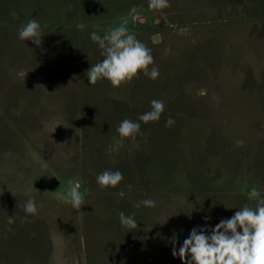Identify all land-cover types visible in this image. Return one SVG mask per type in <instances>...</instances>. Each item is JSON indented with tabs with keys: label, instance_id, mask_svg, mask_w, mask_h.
<instances>
[{
	"label": "rangeland",
	"instance_id": "rangeland-1",
	"mask_svg": "<svg viewBox=\"0 0 264 264\" xmlns=\"http://www.w3.org/2000/svg\"><path fill=\"white\" fill-rule=\"evenodd\" d=\"M235 1L249 2L169 0L171 7L154 12L148 0H0V157L24 167L19 180L22 175L44 179L37 192L0 191V264H47L51 254L68 258L67 264H114L121 211L137 220L134 233L143 243L138 250L142 260L162 264L148 208L135 207L147 199L148 191L180 194L171 198V206L201 211L191 217L209 223V228L245 204L255 207V198L249 199L252 190L264 196V0L239 9L209 8L211 3ZM33 18L41 25L39 46L18 39V29ZM124 21L151 50L159 78L153 81L141 73L119 88L104 86L110 84L107 80L89 84L87 70L103 59L89 34L97 30L103 35ZM166 49H170L167 54ZM49 81H70L60 94L70 97L68 116L74 132L78 126L92 130L110 125L109 106L104 103L109 95L134 99L133 121L150 111L146 107L151 97L163 98L166 106L158 122H140L141 129L163 128L162 134L154 129L158 145L151 154L154 170L148 182H139L134 164L133 177L139 181L102 190L90 152L72 146L67 171L82 179L86 197L80 210L70 202L63 209L64 221L70 219L64 249L55 239L58 230L52 232L62 229L53 222L62 213L53 194L67 193V185L52 183L53 176L59 175L53 157L32 147V136L24 132L40 129L47 121L46 105L37 110L43 86L38 83ZM169 117L174 125L166 127ZM90 133L88 142H94ZM69 137L78 142L77 133ZM6 146L10 153L2 157L9 151ZM8 173L5 181L14 177ZM30 197L43 205L35 216L23 209ZM124 230L128 236L130 229ZM51 238L58 246L53 253ZM184 239L178 236V248Z\"/></svg>",
	"mask_w": 264,
	"mask_h": 264
},
{
	"label": "crops",
	"instance_id": "crops-1",
	"mask_svg": "<svg viewBox=\"0 0 264 264\" xmlns=\"http://www.w3.org/2000/svg\"><path fill=\"white\" fill-rule=\"evenodd\" d=\"M261 1V0H260ZM257 6V0H249V2H243V1H235L232 3H229V5L224 4H218V3H211L209 6L210 9H225L229 6H232L233 8L238 9L240 7H250V6ZM260 5V3H259ZM262 9H264V4L262 3ZM187 10V9H186ZM255 16L256 15L255 13ZM226 20V19H225ZM75 41L79 44V38L75 39ZM25 42V41H24ZM73 81V80H71ZM67 85H66V84ZM70 81L69 82H39L38 84L42 86L41 90V96L39 98V105L37 104V110L40 108H44L46 105V110H48L49 113L46 114L47 121L44 122V127L40 129H34L31 131H24L27 132L30 137L29 144L34 147L38 148L40 147L43 150H46V152H49L48 155L53 157V160L51 159L52 163H54L55 169L58 171L57 173L59 175L53 176V179L51 180L53 184L55 183H61L65 182L67 185V193H54L53 196L56 198V206L62 209V213L60 212V217L57 215V220L54 219V223L58 224V226H61L62 229H53L58 230L57 232V238H55L57 241L62 243V248H66L64 243H68L66 240V234L69 232L68 223L70 222V219H67L64 221V215H63V209L64 207H67V203L69 202L67 198V194L71 188L72 181L79 180L80 184L81 178L77 174H70L67 171V168H69L72 163L70 164V161H72L70 150L72 146L74 145L78 147V150H86L87 152H93L97 151L98 155L96 153H89L88 157L91 159V161H94L96 165L93 164L96 170L99 171V173H102L105 170L109 171H120L123 176L124 180L122 183H128V182H148L151 180V177H153V163L151 162V154L158 144H156V138L155 136V130L159 131L160 134H162V129L159 126H156L150 130V127L141 129V132L143 135L137 134L135 139L132 138H121L119 134L117 133L116 129L119 126L120 122L124 119H130V110L131 108H134V99L132 97H112V95H109L111 97H105L104 103H106L109 106L108 109V120L110 121V125L105 124V127L102 125L100 126V129L94 128L89 130L90 127H85L84 129L76 127L78 130L74 132L75 127L72 125V122L68 116V107L71 103L70 97L64 98L61 96L60 91H64L65 87H70ZM69 84V85H68ZM104 86L109 87L111 84L105 83ZM53 96V97H52ZM153 99L162 100L163 98L159 96L151 97V99L147 100V103L150 104V102ZM77 104V103H76ZM147 110H151V105L146 107ZM52 112V113H51ZM51 113V114H50ZM0 116H2V111L0 112ZM3 117V116H2ZM3 123V120L0 119V125ZM72 127H71V126ZM155 129V130H154ZM94 131L96 133H94ZM90 132H93L94 135V142H88L87 135L91 134ZM78 134V142H74L73 139L69 137V135L72 134ZM1 134V133H0ZM80 136V138H79ZM91 136V135H88ZM72 137V136H71ZM105 141L107 142V145L105 144ZM10 146H6L9 150ZM13 147V146H12ZM111 149H115L114 151ZM74 150V149H73ZM209 151V149L206 150V152ZM6 152V153H5ZM111 152V153H110ZM135 152L138 153L135 155ZM9 151H4L1 153L2 157L9 155ZM208 153V152H207ZM27 158L25 159L26 162H29L30 153H26ZM108 157L109 163L105 162L104 158ZM96 158L100 159V161L96 162ZM97 159V160H98ZM7 159L3 160L0 157V191H20V190H27L24 193L27 192H37L39 190L38 184L44 182V179H38L36 176L35 178L38 180H34L33 176H25L22 175V178L19 180L18 174L20 169H23L24 167L19 164V162L13 163L10 162V164H7ZM142 162V165H141ZM106 163V164H103ZM134 164L137 165V176L140 177L138 180L133 177L134 172ZM109 166V167H108ZM13 172L14 177L12 180L5 181L6 176H10L8 172ZM25 176V177H24ZM133 177V179H132ZM4 180V181H3ZM213 181V180H212ZM84 184L81 185L80 192L84 197H86V192L83 189ZM54 187V186H53ZM127 189V187H126ZM55 190V189H50ZM62 194V195H61ZM89 194V193H88ZM56 195V196H55ZM59 195V196H57ZM147 199H151L155 201V207L154 208H148L147 212L150 215L151 222H152V230L154 232V236L156 237V241L158 243V251H159V257L162 261V264H182L180 262V259L178 257H173L171 254L172 251V243L171 238L173 234L175 233L178 236H183L186 238L190 230L193 227H205L207 226L209 228V223H199L198 221H193V218L191 216L199 215L201 211L192 208V207H181V206H171V198H176L180 194H172L171 196H167L164 194H161V192H153L150 193L148 191ZM53 198V199H54ZM46 206V205H45ZM49 208V206H46ZM60 211V210H59ZM146 212V215H147ZM208 213V212H207ZM45 216V214H44ZM136 220V218L134 217ZM51 220V219H50ZM45 221L47 225V217L45 218ZM137 221V220H136ZM192 221V222H191ZM65 222V223H64ZM48 227V226H47ZM67 227V228H66ZM124 226H120L119 231L120 234H118V239H116V259L114 264H148V261L142 260V256L138 253L139 248L143 245V243L140 242V240L135 236V229L130 230L127 236ZM124 234H126V238H121ZM120 236V237H119ZM64 239V241H63ZM49 243L51 244V250L52 253L54 249H57L58 246H56V241L54 239H50ZM177 247V246H176ZM178 249V247H177ZM67 259L63 257L62 255L59 257L53 256V254L49 255L47 257V264H67ZM140 259V260H139ZM139 262H138V261Z\"/></svg>",
	"mask_w": 264,
	"mask_h": 264
},
{
	"label": "clouds",
	"instance_id": "clouds-1",
	"mask_svg": "<svg viewBox=\"0 0 264 264\" xmlns=\"http://www.w3.org/2000/svg\"><path fill=\"white\" fill-rule=\"evenodd\" d=\"M171 7L169 0H148V8L159 12ZM15 16V13H12ZM124 21L120 26L111 30L92 31L90 40L97 44L100 55L99 62L91 65L86 75L89 84L96 85L100 80H107L113 88H119L125 83L138 79L143 73L145 77L155 81L159 78L158 67L154 66V57L151 50L129 31ZM41 25L36 19H30L18 29V39L31 40L35 45L41 44ZM170 49H166L167 54ZM151 66V67H150ZM151 110L138 117V121L124 119L116 131L121 138L135 139L141 132V123L158 122L165 111L162 100L153 99L150 102ZM174 125V120L169 117L166 127ZM115 150V149H111ZM124 180L120 171L105 170L96 177L100 188H117ZM71 188L67 198L72 207L80 210L85 203V197L80 192L79 180L70 182ZM255 198V207L245 204L230 218L221 219L214 227H193L189 235L177 249L178 237L174 233L171 238L172 256L178 257L182 264H264V196L259 190L253 189L249 199ZM154 208L155 201L144 199L135 207ZM42 204L37 205L33 198H29L23 205L26 214L35 216ZM207 220V217H205ZM122 226L128 229H137V221L133 216H126L123 211L119 213ZM9 224L14 220L10 216Z\"/></svg>",
	"mask_w": 264,
	"mask_h": 264
}]
</instances>
